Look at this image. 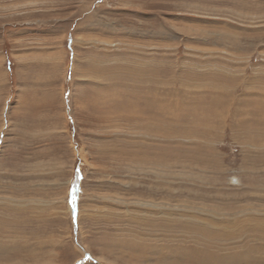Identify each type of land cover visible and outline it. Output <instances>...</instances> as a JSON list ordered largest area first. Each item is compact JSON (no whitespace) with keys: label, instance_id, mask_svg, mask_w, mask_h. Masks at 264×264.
Instances as JSON below:
<instances>
[{"label":"rangeland","instance_id":"obj_1","mask_svg":"<svg viewBox=\"0 0 264 264\" xmlns=\"http://www.w3.org/2000/svg\"><path fill=\"white\" fill-rule=\"evenodd\" d=\"M0 205V264H264V0H0Z\"/></svg>","mask_w":264,"mask_h":264},{"label":"bare ground","instance_id":"obj_2","mask_svg":"<svg viewBox=\"0 0 264 264\" xmlns=\"http://www.w3.org/2000/svg\"><path fill=\"white\" fill-rule=\"evenodd\" d=\"M118 58V57H117ZM143 110H137L136 111V115L139 117V118H141V117H144V115H142V114H140L139 112H142ZM149 113V115H147L146 114V120H141V121H139V122H135V123H137L136 124V126L138 127V126H145L146 128H148V127H152V128H154L153 126H155L156 124L158 125V121L157 120H154V117H156V116H154V114H153V111L152 110H147L146 111V113ZM159 116V115H158ZM159 120V123H160V125H158V127H159V130H161L162 132H163V134H166V133H168V132H166V129H167V127H168V125L170 126L171 124H169V122L167 121V120H163L162 121V118H159L158 119ZM138 121V120H137ZM133 124V123H132ZM148 126H147V125ZM133 125H135V124H133ZM131 128V127H130ZM161 132V133H162ZM156 133V132H155ZM144 134V133H143ZM143 134H138L139 136L140 135H143ZM175 134V133H174ZM148 135H150V133L148 132ZM167 135V134H166ZM152 137H154L155 138V136H153L152 135ZM170 141V140H169ZM136 142V141H135ZM149 150V149H148ZM153 152V151H152ZM146 156V155H145ZM145 156H143V155H141L140 156V154H139V152H137V150H135L133 153H132V157H131V162H133L132 164H134V163H136L137 164V169L136 170H145V172L146 173H149V172H153L154 174H156V176H158L159 174L161 175V174H163V171H161L160 172V170L161 169H159V168H167L166 167V165H170V163L169 162H167V161H165V160H160V158L158 159V158H152L151 157V159H150V156H148V157H145ZM133 160V161H132ZM130 162V163H131ZM157 167H159V168H157ZM139 168V169H138ZM170 169V168H169ZM158 170V171H157ZM149 171V172H148ZM234 181H236V180H234ZM163 182V181H162ZM79 189V188H78ZM152 190H153V188H151ZM152 192V191H151ZM151 199V198H150ZM149 202V201H148ZM5 203V202H4ZM14 203V202H13ZM152 203V202H151ZM138 205H140L139 207H141V206H144L145 207V209H140V208H138V209H135L136 211V213L135 214H133V216H134V218H135V220H136V223L138 222L139 223V225L141 224H143L142 223V218L141 217H146V219L147 218H151V217H154L155 216V210H153L154 208L156 209V208H158L161 212H159V216H160V218H162L163 220H164V222H162L160 225H162V226H164L165 228L168 226V222H170V221H168V216H170V213H169V210L167 209V211H165V210H163V208H161V207H157V205L155 206L154 204H145V205H143L144 203H137ZM18 204L16 203V204H12V202H11V204H10V208L11 209H15V210H19V209H17L16 208V206H17ZM127 204H125V206H126ZM1 206V205H0ZM245 206H247V205H245ZM20 207V209L22 208V203H21V205L19 206ZM137 207V206H136ZM166 208H168V206L166 207ZM157 210V209H156ZM177 210V209H176ZM71 211V210H70ZM128 211H130V210H128ZM134 211V210H133ZM180 212V211H179ZM82 213V212H81ZM87 213V212H86ZM182 213V212H181ZM198 213V212H197ZM175 214V213H174ZM226 215V214H225ZM182 216H184V218H186L187 216L185 215V214H183ZM194 217V216H193ZM252 217V216H251ZM179 218V217H178ZM189 218V217H188ZM188 218H186V221H188L187 219ZM254 218H257L256 216L254 217ZM172 219V221H173V217L171 218ZM202 219V218H201ZM214 219V218H213ZM212 219V220H213ZM176 220V219H175ZM191 220V219H190ZM189 220V221H190ZM193 220H196V219H193ZM243 220V219H242ZM185 222V221H184ZM196 222V221H195ZM216 222V221H215ZM241 222V221H240ZM263 222V221H262ZM191 223V222H190ZM208 223H210V222H208ZM193 224V223H192ZM196 224V223H195ZM199 224V223H198ZM207 224V223H206ZM80 225H81V223H80ZM214 225V224H213ZM243 225V224H242ZM244 225H245V223H244ZM256 224H254V226H255ZM82 226V225H81ZM231 226V225H230ZM258 226H260V225H258ZM209 227H210V225H209ZM212 227H214V226H212ZM219 227V226H218ZM232 227V226H231ZM257 227V226H256ZM229 228V227H228ZM259 228V227H258ZM138 229V228H137ZM197 229V228H196ZM214 229V228H213ZM230 229V228H229ZM234 229V228H233ZM257 229V228H256ZM259 229H261V228H259ZM258 229V230H259ZM263 230H264V228H263ZM137 232V231H136ZM140 232V231H139ZM81 233V232H80ZM141 234H144L143 232H140ZM149 240V239H148ZM264 240V239H263ZM154 242V241H153ZM151 244H149L148 245V251H150L151 249V247H152V245L150 246ZM156 244H154V246H155ZM82 250V249H81ZM258 252V251H257ZM256 254H258V253H256ZM258 256V255H257ZM223 257V256H222ZM226 257V256H225ZM262 257V256H261ZM230 258V257H229ZM262 258H264V255H263V257ZM222 260V259H221ZM224 260V259H223ZM230 261V260H229ZM226 263V262H225Z\"/></svg>","mask_w":264,"mask_h":264}]
</instances>
